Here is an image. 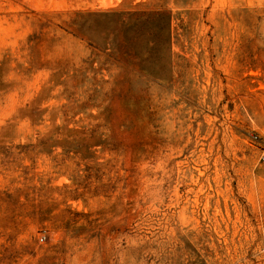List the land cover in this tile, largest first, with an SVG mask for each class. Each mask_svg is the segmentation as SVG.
Instances as JSON below:
<instances>
[{"label":"rangeland","instance_id":"374dc122","mask_svg":"<svg viewBox=\"0 0 264 264\" xmlns=\"http://www.w3.org/2000/svg\"><path fill=\"white\" fill-rule=\"evenodd\" d=\"M263 151L264 0H0V264H264Z\"/></svg>","mask_w":264,"mask_h":264},{"label":"built area","instance_id":"2783aa9c","mask_svg":"<svg viewBox=\"0 0 264 264\" xmlns=\"http://www.w3.org/2000/svg\"><path fill=\"white\" fill-rule=\"evenodd\" d=\"M261 159H262V161L264 162V151H263V153H262V157H261ZM41 240H43V239H41Z\"/></svg>","mask_w":264,"mask_h":264}]
</instances>
